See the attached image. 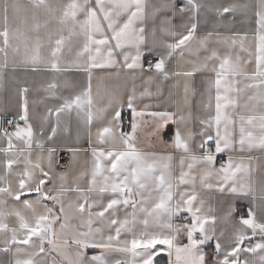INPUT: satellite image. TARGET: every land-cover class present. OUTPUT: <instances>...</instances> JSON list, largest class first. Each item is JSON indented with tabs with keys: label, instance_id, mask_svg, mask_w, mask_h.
<instances>
[{
	"label": "snow or ice",
	"instance_id": "1",
	"mask_svg": "<svg viewBox=\"0 0 264 264\" xmlns=\"http://www.w3.org/2000/svg\"><path fill=\"white\" fill-rule=\"evenodd\" d=\"M6 78L0 264H264V0H0Z\"/></svg>",
	"mask_w": 264,
	"mask_h": 264
},
{
	"label": "crops",
	"instance_id": "2",
	"mask_svg": "<svg viewBox=\"0 0 264 264\" xmlns=\"http://www.w3.org/2000/svg\"><path fill=\"white\" fill-rule=\"evenodd\" d=\"M22 2H27V0H22ZM235 30L236 31H250V29L248 28H242L241 25L239 23H237L235 25ZM23 73H21L18 76V79L23 77ZM69 76H71V74H69ZM27 79L29 82V86L31 88H33V98L39 99L41 95H43L42 93H38L36 90L39 88V85L41 84V82L50 80L51 77L50 76H33L31 73L27 74ZM14 84L12 83L10 78H6L3 86L0 87V106H5L9 103V101L13 98V93H14ZM95 87V85H94ZM106 87L109 89H113V90H122L125 87V82L123 81V79H121L119 82L116 81H109L106 84ZM127 87H131V83L128 82L127 83ZM137 87L141 88L142 84L140 81H137ZM152 91H155V86L153 85L151 88ZM66 94V93H65ZM165 95H167V92L165 91ZM198 99V98H197ZM99 103H104L106 101L98 98ZM51 103V102H50ZM193 104L195 105V101H193ZM42 111V107L40 109ZM195 110V108H194ZM93 131H95V129H93ZM73 137H75V125H73V132H72ZM87 141V137L85 135V133L82 131L81 132V143L83 144V147L85 149H87L90 153L91 148L90 145L86 142ZM247 155V154H245ZM254 158L258 157L259 159H254L253 160V164L252 167L255 170L253 173V178L257 181H264V153H261L259 151H254L251 154ZM65 159H67V157H65ZM89 157L85 154H81L80 157L78 158L79 163L76 167V169L74 171H78L80 168H83L85 166L86 161H88ZM202 195L204 196V198L209 201L212 205L216 204V200H217V196L218 194H214L211 191H207L202 193ZM166 254V253H165ZM167 261H168V257H167Z\"/></svg>",
	"mask_w": 264,
	"mask_h": 264
},
{
	"label": "water",
	"instance_id": "3",
	"mask_svg": "<svg viewBox=\"0 0 264 264\" xmlns=\"http://www.w3.org/2000/svg\"><path fill=\"white\" fill-rule=\"evenodd\" d=\"M158 259L162 260L163 264H168L167 255L165 253H161V256Z\"/></svg>",
	"mask_w": 264,
	"mask_h": 264
}]
</instances>
